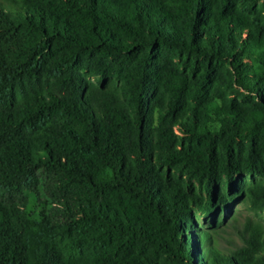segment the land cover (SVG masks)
I'll return each mask as SVG.
<instances>
[{"label": "trees", "instance_id": "16d2710c", "mask_svg": "<svg viewBox=\"0 0 264 264\" xmlns=\"http://www.w3.org/2000/svg\"><path fill=\"white\" fill-rule=\"evenodd\" d=\"M239 195L264 212V0H0V264H264L261 224H198Z\"/></svg>", "mask_w": 264, "mask_h": 264}, {"label": "rangeland", "instance_id": "374dc122", "mask_svg": "<svg viewBox=\"0 0 264 264\" xmlns=\"http://www.w3.org/2000/svg\"><path fill=\"white\" fill-rule=\"evenodd\" d=\"M31 198L34 194L30 193ZM36 195V194H35ZM261 224L264 227V212L254 206L245 195L237 196L229 210L208 218L200 217L198 224L211 234V240L219 252L230 253L244 246L243 236L247 224Z\"/></svg>", "mask_w": 264, "mask_h": 264}]
</instances>
